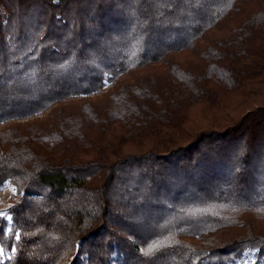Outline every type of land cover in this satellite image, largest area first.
Wrapping results in <instances>:
<instances>
[{
	"label": "trees",
	"instance_id": "16d2710c",
	"mask_svg": "<svg viewBox=\"0 0 264 264\" xmlns=\"http://www.w3.org/2000/svg\"><path fill=\"white\" fill-rule=\"evenodd\" d=\"M47 111L0 264H264V0H0V128Z\"/></svg>",
	"mask_w": 264,
	"mask_h": 264
},
{
	"label": "rangeland",
	"instance_id": "374dc122",
	"mask_svg": "<svg viewBox=\"0 0 264 264\" xmlns=\"http://www.w3.org/2000/svg\"><path fill=\"white\" fill-rule=\"evenodd\" d=\"M187 55L183 56L186 57ZM128 78V77H127ZM125 78V79H127ZM49 114V111H47L46 113L42 114V115H38L36 117L33 118H29L26 120H18L16 122L13 123V125L10 126H2L0 128V144L2 142V139L4 136L12 134L13 131L12 128L16 125H18V129L16 130V132L19 133H26V126L28 123L31 122H36L39 121L41 119H44L47 115ZM15 193V189L12 185L10 184H6V186H4V188H2V190L0 191V212L5 211L9 206H10V198L11 196ZM1 249V247H0ZM7 253H5L4 251L1 254V260H5V258L7 257ZM254 252H249L246 253L245 258H244V262H242V264H251L254 261Z\"/></svg>",
	"mask_w": 264,
	"mask_h": 264
},
{
	"label": "snow or ice",
	"instance_id": "6c2138e0",
	"mask_svg": "<svg viewBox=\"0 0 264 264\" xmlns=\"http://www.w3.org/2000/svg\"><path fill=\"white\" fill-rule=\"evenodd\" d=\"M0 216H5V213L4 212H0ZM9 219H10V217H9ZM2 252H3V250L0 249V254H2Z\"/></svg>",
	"mask_w": 264,
	"mask_h": 264
}]
</instances>
